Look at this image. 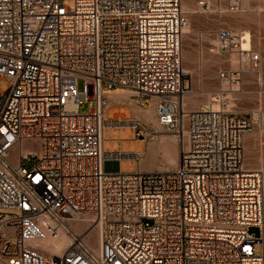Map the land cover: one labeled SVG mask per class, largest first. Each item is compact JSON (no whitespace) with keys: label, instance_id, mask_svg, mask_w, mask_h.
<instances>
[{"label":"built area","instance_id":"2783aa9c","mask_svg":"<svg viewBox=\"0 0 264 264\" xmlns=\"http://www.w3.org/2000/svg\"><path fill=\"white\" fill-rule=\"evenodd\" d=\"M241 9L228 0L227 13ZM189 25L182 0H0L1 264H264V171L245 166V138L264 115L231 104L261 54L218 29L212 52L237 54L238 69H219L227 89L189 109ZM115 88L153 105L160 130L109 120ZM125 126L147 141L173 135L177 167L122 173L121 160L138 156L105 152L104 132ZM61 231L71 243L59 255L37 247Z\"/></svg>","mask_w":264,"mask_h":264},{"label":"rangeland","instance_id":"374dc122","mask_svg":"<svg viewBox=\"0 0 264 264\" xmlns=\"http://www.w3.org/2000/svg\"><path fill=\"white\" fill-rule=\"evenodd\" d=\"M185 1L190 3V0H182V5ZM199 1L202 0H191L192 10H184L190 22L184 36L183 51L184 68L190 70L187 80L192 89L187 106L211 103V97L222 90V82L217 76L218 70L238 69L236 54L220 55L212 52L218 29L226 28L244 35L247 31L250 34L252 50L261 54L262 58L258 72L243 66L241 90L232 93L233 109L247 114L259 109L264 115V0H248V6L242 3V9L238 13L226 12L228 0H203L210 3L211 9L202 13L198 6ZM8 85L6 79H0V92H7ZM82 87L83 81L79 79L78 88L82 90ZM89 110V104H81V113ZM104 137L106 152L117 151L119 145L123 144L124 153H137V150L146 145V142L137 138L135 131L130 129L119 130L109 127L105 129ZM245 166L248 169L259 168L264 171V118L257 122L254 131L245 138ZM137 168L136 160L126 159L121 162L120 171L133 173ZM250 230L257 235L260 234L258 227H252ZM96 235L95 231L90 234L91 245H96L94 241ZM51 242L55 243V248L65 244L61 237ZM257 251L261 252V245Z\"/></svg>","mask_w":264,"mask_h":264},{"label":"crops","instance_id":"0c3cea01","mask_svg":"<svg viewBox=\"0 0 264 264\" xmlns=\"http://www.w3.org/2000/svg\"><path fill=\"white\" fill-rule=\"evenodd\" d=\"M105 95L107 96L109 101V105L106 110V117L109 120H116L118 118L128 121L132 120L140 124H146L149 127L154 128L155 130H160V126L157 123L154 106L150 105L147 108L141 107L139 99L135 96L133 92L123 88H115L105 91ZM187 103H188V98H187ZM199 107L200 104L197 103L195 105H191L189 109H197ZM113 128L119 130H124V129L134 130L136 136V129L133 126H125L123 128H116V127ZM139 139H142L146 142L145 147H142L139 150H137V153H126V154H136L138 156V160L134 159L138 163L137 170H140L142 172H165V171L174 170L177 167L179 163V146L176 138L173 135H169V134L160 135L152 141H147L142 137H140ZM104 141H105V137H104ZM122 146L124 145L120 144L119 149L117 151L107 152V153H119V152L124 153L122 151ZM104 150H105V144H104ZM122 161L123 160H121V162ZM121 162H120V166H121ZM107 164L114 171L118 170V163L116 161H109Z\"/></svg>","mask_w":264,"mask_h":264},{"label":"bare ground","instance_id":"6f19581e","mask_svg":"<svg viewBox=\"0 0 264 264\" xmlns=\"http://www.w3.org/2000/svg\"><path fill=\"white\" fill-rule=\"evenodd\" d=\"M245 6L248 4V0H243V2H242ZM248 6V5H247ZM182 8H183V10H192V6H191V4L189 3V2H187V1H185L184 3H183V5H182ZM227 11V10H226ZM242 43H243V49L244 50H249L250 48H252L251 47V38H250V34L246 31V33H245V35H244V38L242 39ZM232 54H235V53H232ZM237 55V54H236ZM236 62H237V65H239L238 64V61H237V56H236ZM186 68V69H185ZM184 68V70H185V72L187 73V75H188V72H190V70L187 68V67H185ZM225 89H227V84L226 83H222V90H220V91H223V90H225ZM232 90L233 91H235V92H239L241 89H240V84L239 83H237V84H233V87H232ZM189 97V95L185 98V103H186V105H187V98ZM212 99H213V97H211ZM211 103H212V101H211ZM211 103H209L208 105H210ZM231 104L233 105V103L231 102ZM208 105H200V107H203V108H205V107H207ZM234 106V105H233ZM188 107V106H187ZM199 107V108H200ZM189 108V107H188ZM148 112V111H147ZM149 114H150V111H149ZM157 119V118H156ZM76 228H77V230H79V231H82L83 229H84V226L83 225H76L75 226ZM93 232V231H92ZM91 232V233H92ZM91 233H89V235H87V240H89V236H90V234ZM96 233H97V235H96V237H95V239H94V241H95V246L94 245H90V243H89V245L90 246H92V248L93 249H95V250H98L99 249V247H100V240H99V234H98V232L96 231ZM59 237H61L62 239H64L65 240V244H63V245H61L59 248H55V243L54 242H51L52 240H56L57 238H59ZM56 239H51V240H46V241H44V242H40V243H37L36 245H37V247H39L41 250H43V251H46L48 254H50V255H59L64 249H66L68 246H69V244L71 243V240H70V238L68 237V235L64 232V231H61L60 232V234H59V236L57 237ZM1 264V263H0Z\"/></svg>","mask_w":264,"mask_h":264}]
</instances>
